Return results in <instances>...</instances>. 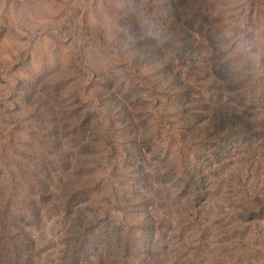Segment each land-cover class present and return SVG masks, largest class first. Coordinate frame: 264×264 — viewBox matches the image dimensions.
Segmentation results:
<instances>
[{
	"label": "trees",
	"instance_id": "1",
	"mask_svg": "<svg viewBox=\"0 0 264 264\" xmlns=\"http://www.w3.org/2000/svg\"><path fill=\"white\" fill-rule=\"evenodd\" d=\"M147 1L157 14L132 15L126 21L131 33H116L109 49L131 63L136 78L83 65L94 109L86 101L81 109L74 106L64 88L49 92L47 100L36 93L34 123L27 128L35 126L30 136L38 138L39 147L23 153L19 145L2 141L0 180L7 176L22 189L0 190V262L32 264L29 229L39 225L42 208L53 197L47 176L59 162L69 176L61 198L71 217L67 264L103 256L107 264H151L157 223L141 190L148 185L141 161L157 159V180L178 182L200 206L208 194L206 168L223 164L257 138L256 118L264 114V51L256 35L264 0L242 1L229 30L224 14L204 10L198 0ZM199 36L210 47L213 75L238 112L207 114L191 106L194 89L174 63L184 68L196 63ZM163 134L175 138L173 145H165ZM241 220H264V192L242 206Z\"/></svg>",
	"mask_w": 264,
	"mask_h": 264
},
{
	"label": "rangeland",
	"instance_id": "2",
	"mask_svg": "<svg viewBox=\"0 0 264 264\" xmlns=\"http://www.w3.org/2000/svg\"><path fill=\"white\" fill-rule=\"evenodd\" d=\"M242 1L198 0L204 10L225 15L222 24L230 25L226 30L233 28L230 23L236 19ZM150 4L147 0H0V145L4 146L2 141L7 145L13 142L23 153L29 146L39 147L38 138L30 136L35 126L27 128L34 123L31 116L36 93L47 100L49 92L64 88L74 106L81 109L86 101V106L94 109V95L86 91L83 82V65L136 78L131 63L109 49L115 45L116 33H131L126 21L132 15L141 18L157 14ZM87 26L91 32L86 31ZM256 36L264 51L263 17ZM91 37H104L107 42ZM198 39L196 63L186 68L174 63L194 89L191 106L207 114L238 112L223 83L213 75L207 40L203 36ZM165 58L170 60V54ZM149 69L141 70V80L148 76ZM256 119L254 142L223 164L206 168L208 194L200 206L190 202L188 191L179 188L178 182L157 180V159L148 156L141 161L148 183L141 185V190L149 197V209L157 223L148 258L151 264H264V220L256 224L241 220L242 206L264 192V114ZM163 136L165 145H173L175 138ZM20 163L24 168L26 162ZM61 166L58 162L49 170L53 197L42 208L39 225L29 229L35 244L32 264L68 263L71 217L61 198L69 176ZM7 178L0 180V190L21 191V186L9 184ZM116 178V182H125L122 177ZM17 181L23 187L20 178ZM107 263L103 256L84 264Z\"/></svg>",
	"mask_w": 264,
	"mask_h": 264
}]
</instances>
